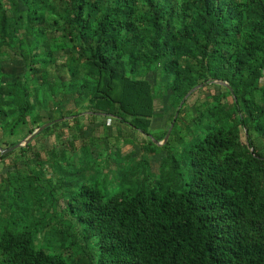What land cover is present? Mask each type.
<instances>
[{"label": "trees", "instance_id": "obj_1", "mask_svg": "<svg viewBox=\"0 0 264 264\" xmlns=\"http://www.w3.org/2000/svg\"><path fill=\"white\" fill-rule=\"evenodd\" d=\"M54 1L0 0V59L12 53L28 72L3 82L0 65V130L12 132L32 122L31 134L51 121L36 138L60 119L77 124L89 109L148 136L157 93L141 75L156 65L170 77L165 88L174 104L193 87L217 80L225 83L226 93L212 95L193 118L201 131L184 151L186 173L168 175L159 185L134 183L109 193L86 179L87 170L66 169L32 141L5 154L1 150L9 144L2 146L0 160H13L4 163L9 174L0 176L13 197L0 206L5 263L68 264L63 253L78 252L69 233L78 225L93 264H264V0ZM34 102L53 104L59 117L41 121L32 115ZM69 102L82 110L69 109ZM181 111L177 107L170 117L169 140L158 147L149 139L144 152L167 149ZM225 115L234 124L222 123ZM75 127L74 142L82 141L84 158L85 134ZM16 150L25 160L32 153L38 167L39 174L30 169L26 176L28 188L41 177L49 179L44 172L54 163L51 173L65 187L61 199L47 191V202L39 198L30 207L17 185ZM167 155L177 168L175 156ZM52 202L62 203L58 213L49 207Z\"/></svg>", "mask_w": 264, "mask_h": 264}, {"label": "rangeland", "instance_id": "obj_2", "mask_svg": "<svg viewBox=\"0 0 264 264\" xmlns=\"http://www.w3.org/2000/svg\"><path fill=\"white\" fill-rule=\"evenodd\" d=\"M50 1L51 5L56 3L54 0ZM19 7L22 9L24 6L20 4ZM10 9H12V7ZM14 45L16 46L17 42ZM22 47L25 48L28 46L23 44ZM31 47L32 44L30 45V48ZM68 50L69 47H66L64 50L60 51V53H66ZM0 65L4 69V75H2L1 79L3 82H14L18 78L23 79L28 73L23 61L12 53L4 55L0 59ZM141 77L148 80L154 86L157 93L156 98L154 99V116L151 117L150 120V134L148 136L136 131L125 123H120L111 116L100 114L94 115L88 109L85 113H81L78 116L77 124L72 122L70 118H64L61 119L62 122L51 132L36 138L34 136L30 140V142L32 141L33 143V147L40 150L44 156L46 155L49 158L54 157V159L60 158L61 165L66 166V169L87 170L88 174L86 179L89 182L95 180L98 187L107 189L109 193L113 192V190L118 187L133 186L134 183L159 185V183L166 181L165 177L172 174L171 178L182 177L186 173L184 151L191 143L196 141L195 134H198L199 131H201L193 122V118L200 113V110H204L206 105L211 103L213 100L212 95H222L226 93L225 83L217 80L206 85H197L199 87L193 91L191 90L196 86L190 89L179 105H177L172 103L171 99H168L171 91L165 87L170 77L161 72L159 65L142 73ZM263 80L264 78L261 79V83ZM228 99L229 97H226L222 98L220 101L225 103ZM216 104L217 102L215 105ZM66 106L74 111L82 110L73 106L72 102L67 103ZM181 106L182 111L180 112V117L177 119L176 125L172 131V138L170 139L167 149L156 148L154 153L144 152L142 145L148 143L149 139H151L158 147H162L161 145H163L164 137L166 135L165 132H167L171 124L172 126L174 124V120L171 121L170 117L173 114L176 115V108ZM209 107H211L213 111L216 109L213 105H209ZM37 114L41 116V121L44 122L59 117L58 110L53 104L46 108L41 107L37 102H34L32 115L36 116ZM221 121L227 126L234 124V119L228 115H225ZM32 124L33 123L31 122L28 125L17 126L12 132L9 128L1 129L0 147L7 144H15L19 141V138L23 136V139L27 138L30 135L28 134V129ZM75 125L82 127L83 133L85 134L84 143H86L88 154L87 156H84V158H82V152L80 149L82 141L78 140L74 142L73 135L76 129ZM54 134L58 135L57 139ZM169 138L170 134L166 141H168ZM240 141L245 143L243 137L240 138ZM71 142L73 144L75 143V151L70 149ZM63 144L66 148L62 151V148H64ZM149 147L153 148L154 145H150ZM52 149L53 154L51 151ZM54 151L57 154H55ZM61 151L62 153H60ZM168 151H170L179 162L177 168H174V162L169 160V156L167 155ZM12 156L17 162L18 167L16 177L20 180L17 181V185H20L21 195L30 202V207H36L39 203L37 201L39 198L43 200V203L47 202V191H51L54 198L59 196V199H61V193L65 190V187L62 183H58L57 177L51 173V167L54 164L53 162H49L50 165L46 166V173L44 172L45 176L49 179L41 177L36 181L37 184H35V187L28 188L26 176L30 175V169L36 174H39V171L34 170L38 167L32 161L33 155L30 152L27 153L28 160H25L26 158L20 157L19 151L16 150L13 152ZM11 161H13L11 157L6 158L5 160H0V176L4 177L7 175L8 168L4 163L10 165L12 163ZM72 161H74L72 163L73 165L67 166V162L71 163ZM163 163H165L164 167L161 166ZM80 176H82L81 173L77 175V177ZM142 176H144V179ZM8 177H10V175ZM66 180L68 181V178ZM72 183L78 182L73 178ZM75 189H77L76 186L73 190ZM10 192H6L4 184L0 183L1 207H5L10 201H13ZM61 204V202L58 204L52 202L49 207L58 213L59 210L62 209ZM62 220L66 221L67 218L63 217ZM58 227L61 229L64 228L63 224H58ZM69 233L74 234L73 238L76 239L78 247H75L73 250L76 251L78 249V252L70 253V251H65L63 253V258L68 264H93V259L89 252L91 251L90 247H87L81 239L80 226H72ZM38 241H43L42 235L38 236ZM4 259L5 254L0 250V264H6Z\"/></svg>", "mask_w": 264, "mask_h": 264}, {"label": "water", "instance_id": "obj_3", "mask_svg": "<svg viewBox=\"0 0 264 264\" xmlns=\"http://www.w3.org/2000/svg\"><path fill=\"white\" fill-rule=\"evenodd\" d=\"M199 86H196L195 88H193L191 91H193L194 89L198 88ZM51 123V121L45 122L44 124L40 125L38 128H36L27 138H24L20 141H18L15 144L9 145L8 147H5L4 149L1 150L2 154H5L7 152L13 151L14 149L20 147V146H24L26 145L38 132H40L41 130H43L45 127L49 126ZM172 124L170 125V127L168 128L166 135L164 137V141L165 142L170 134V130H171ZM158 143V142H157ZM162 144V143H159ZM1 148V147H0Z\"/></svg>", "mask_w": 264, "mask_h": 264}, {"label": "crops", "instance_id": "obj_4", "mask_svg": "<svg viewBox=\"0 0 264 264\" xmlns=\"http://www.w3.org/2000/svg\"><path fill=\"white\" fill-rule=\"evenodd\" d=\"M61 120V119H60Z\"/></svg>", "mask_w": 264, "mask_h": 264}]
</instances>
